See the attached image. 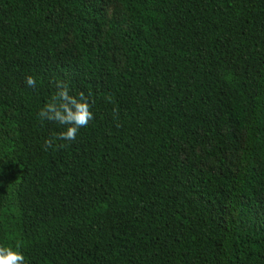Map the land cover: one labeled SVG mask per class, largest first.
<instances>
[{
  "label": "trees",
  "instance_id": "16d2710c",
  "mask_svg": "<svg viewBox=\"0 0 264 264\" xmlns=\"http://www.w3.org/2000/svg\"><path fill=\"white\" fill-rule=\"evenodd\" d=\"M56 81L94 119L45 150ZM17 244L26 264H264V0H0Z\"/></svg>",
  "mask_w": 264,
  "mask_h": 264
},
{
  "label": "clouds",
  "instance_id": "9594fccd",
  "mask_svg": "<svg viewBox=\"0 0 264 264\" xmlns=\"http://www.w3.org/2000/svg\"><path fill=\"white\" fill-rule=\"evenodd\" d=\"M25 82L29 87H35L37 83L32 75H27ZM55 85V93L40 109L38 116L41 121H52L66 128L45 140V150L53 148L57 140L75 141L79 130L87 127L94 119L89 100L91 93L85 95L83 91H80L78 95H72L69 92V86L64 81H56ZM59 146L65 147L66 145ZM19 247V244L16 249L0 245V264H26L24 254L17 250Z\"/></svg>",
  "mask_w": 264,
  "mask_h": 264
}]
</instances>
